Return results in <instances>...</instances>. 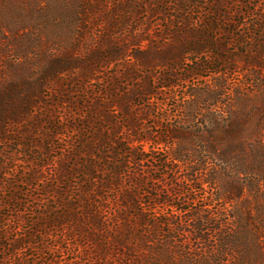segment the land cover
I'll return each mask as SVG.
<instances>
[{"label":"trees","instance_id":"trees-1","mask_svg":"<svg viewBox=\"0 0 264 264\" xmlns=\"http://www.w3.org/2000/svg\"><path fill=\"white\" fill-rule=\"evenodd\" d=\"M94 8L86 0H0L1 129L28 111L35 90L74 64L71 56L39 49L74 43ZM209 28L216 32L214 23ZM254 36L246 67L230 63L243 61L244 52L223 56L227 50L208 36L183 42L165 68L169 74L153 75L134 90L133 102L147 97L137 105L163 93L173 108L143 135L135 125L133 145L112 149L101 185L119 186L124 176L130 182L114 220L96 198H105L99 185V194L82 203L83 220L71 228L56 219L58 207L46 220L44 212L23 224L2 218L0 264H264V37ZM176 69L184 71L180 77ZM145 166L154 173L148 202L140 199ZM129 167L134 174L126 173Z\"/></svg>","mask_w":264,"mask_h":264},{"label":"rangeland","instance_id":"rangeland-1","mask_svg":"<svg viewBox=\"0 0 264 264\" xmlns=\"http://www.w3.org/2000/svg\"><path fill=\"white\" fill-rule=\"evenodd\" d=\"M86 1L95 8L83 16L74 43L39 49L46 56L50 49L58 57L71 56L74 64L35 90V102L27 104L28 111L7 122L5 130L0 128V220L23 224L39 218L40 212L46 220L58 207L56 219L71 228L83 220L82 203L99 194L98 185L105 198H96L104 202L106 216L114 220L122 208V189L130 182L124 176L119 186L101 185L106 165L112 163V149L133 145L135 125L140 129L138 135H143L144 128L161 123L173 108V100L163 93L154 94L158 98L150 95L148 102L137 105L147 97L133 102L134 90L153 81V75L169 74L165 68L173 64L171 58L181 53L185 41L206 42L213 36L227 50L220 51L223 56L244 52L243 61L230 63L246 67L251 62V47L257 44L251 38L261 33L264 37V20L259 18H264V0ZM211 23L216 32L210 31ZM175 72L180 77L184 71ZM142 144L144 150L154 146V151L162 152L159 145ZM143 171L140 199L148 202L155 193L150 188L154 173L147 166ZM129 172L135 173L131 167L126 169ZM146 204L148 209L155 207Z\"/></svg>","mask_w":264,"mask_h":264}]
</instances>
